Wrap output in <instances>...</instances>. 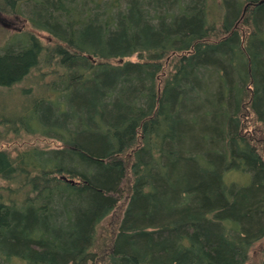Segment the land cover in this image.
<instances>
[{"label":"trees","instance_id":"1","mask_svg":"<svg viewBox=\"0 0 264 264\" xmlns=\"http://www.w3.org/2000/svg\"><path fill=\"white\" fill-rule=\"evenodd\" d=\"M0 12L52 40L2 41L0 142L59 144L0 150V264H247L264 238V0H221L214 16L209 0Z\"/></svg>","mask_w":264,"mask_h":264},{"label":"rangeland","instance_id":"2","mask_svg":"<svg viewBox=\"0 0 264 264\" xmlns=\"http://www.w3.org/2000/svg\"><path fill=\"white\" fill-rule=\"evenodd\" d=\"M220 2L221 0H209V4L212 7L211 15L214 16V13H216V9ZM20 32H33L40 39L43 45L52 44V40L47 34L31 29L28 23L22 17L8 15L0 12V45L2 41L10 37V35ZM130 60L136 61L137 57L133 56L130 58ZM165 62L166 63L163 72L167 74L169 71V60H166ZM9 102L15 104L19 103L18 97H12ZM249 120L251 119L248 118V121ZM248 121H245V123H247ZM252 123L249 122L248 124V130L252 131V137L256 140L262 139V136L259 135L258 132L254 133V131L257 130V125H255L254 121ZM33 146L54 149L58 148L59 144L52 140L29 135L21 137L10 136L8 140L0 142V150H4L13 155L18 151H22ZM124 206L125 203H121V205H119L118 208L115 209L109 216H107L99 225L96 234V245L92 250L93 253L101 256L109 249L112 243V239L122 219ZM263 252L264 238L251 248L247 264H261L263 259Z\"/></svg>","mask_w":264,"mask_h":264}]
</instances>
